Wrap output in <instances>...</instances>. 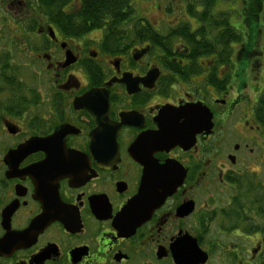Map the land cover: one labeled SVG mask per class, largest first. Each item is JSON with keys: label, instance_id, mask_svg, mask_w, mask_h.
<instances>
[{"label": "flooded vegetation", "instance_id": "flooded-vegetation-1", "mask_svg": "<svg viewBox=\"0 0 264 264\" xmlns=\"http://www.w3.org/2000/svg\"><path fill=\"white\" fill-rule=\"evenodd\" d=\"M34 33L0 58L16 75L0 86V264H176L192 247L264 264V58ZM93 90L96 113L75 107Z\"/></svg>", "mask_w": 264, "mask_h": 264}, {"label": "trees", "instance_id": "trees-1", "mask_svg": "<svg viewBox=\"0 0 264 264\" xmlns=\"http://www.w3.org/2000/svg\"><path fill=\"white\" fill-rule=\"evenodd\" d=\"M133 1L34 0V4L26 3L24 13H20L21 17L5 20V32L1 37L5 52L0 53V58L9 59L17 54L19 56L15 58L23 57L20 54H24L28 48L26 43L30 35L34 34L35 28L42 22L53 24L64 37L82 38L100 32L101 50L108 54H115L127 45L128 40L133 39L134 43L149 41L150 49L162 47L165 52L168 49V56H172L171 50L169 52L172 37L175 42L188 46L184 58H248L252 51H248L249 44L243 42L240 30L230 21L233 11H213L217 3H231L235 0H182L181 9L187 19L169 28L166 36L158 34L148 20L135 17ZM146 1H151V5L155 2L142 0L145 7L151 6ZM240 9L244 13L240 17H244L243 23L247 28L254 25L257 27L255 32L262 35L264 58V0H242ZM234 22L237 23V20ZM258 25L262 28L259 29ZM248 31L251 33L250 29ZM237 47L240 48L236 51ZM14 78L16 75L0 68V86H9Z\"/></svg>", "mask_w": 264, "mask_h": 264}, {"label": "rangeland", "instance_id": "rangeland-1", "mask_svg": "<svg viewBox=\"0 0 264 264\" xmlns=\"http://www.w3.org/2000/svg\"><path fill=\"white\" fill-rule=\"evenodd\" d=\"M21 3L19 4V2ZM155 2L153 5H151V1H146L147 4H150L151 6L145 7V2H142V0H134L132 2L133 8L135 10V17L136 18H144L148 20V22L152 25V27H157L161 25H165V23L170 22L171 25L178 22H183L187 19V17L184 14V10L181 9L182 0H154ZM142 2V3H141ZM153 2V1H152ZM26 3H33L34 0H19L18 3H14L13 5H10L9 1L6 0H0V53L5 52L4 46L5 44L1 41V37L3 38L4 34V27H5V20L6 18L9 19L10 17H21V12L24 13L25 11V4ZM242 4V0H236L234 2H222L217 3L214 7V13L221 12V11H233V15L231 16V23L234 27H236L237 30H240L242 36H243V42L247 45L249 44L248 51L251 49L253 50L251 53L248 54V58H262V45L263 40L261 33L255 32L256 28L254 25L247 28V26L243 23L244 17H240L242 14V9H240V6ZM166 13L168 14L166 16ZM237 20V23L234 22V20ZM242 25H241V24ZM7 26V23H6ZM258 28L261 29L262 26L258 25ZM248 29L251 30V33H249ZM35 34V33H34ZM14 34L12 33V36ZM31 36V35H30ZM85 41L84 44L87 46H90L91 43L88 42V40H97L100 38V32H94L90 33L86 36H84ZM5 42V41H4ZM240 47L236 48V51ZM3 49V50H2ZM239 50L238 52H240ZM22 56H25L24 54H20ZM13 56V57H12ZM11 58H15L16 56H19V54L12 55ZM23 58V57H21Z\"/></svg>", "mask_w": 264, "mask_h": 264}, {"label": "water", "instance_id": "water-1", "mask_svg": "<svg viewBox=\"0 0 264 264\" xmlns=\"http://www.w3.org/2000/svg\"><path fill=\"white\" fill-rule=\"evenodd\" d=\"M7 1H13V0H7ZM48 35L50 36V38H53V32L51 29L48 30ZM147 50H141L138 51L134 54L133 58H140L142 57ZM71 53H66L65 57L67 58L66 63H73L74 59L71 57ZM148 79H150L152 82L150 85L153 84L154 79L151 78L148 75ZM113 83V81H109L108 83L105 84L106 87L111 86V84ZM106 92L105 90L102 92V94ZM100 94V91L97 90H93L90 91L87 95H85L84 97L75 100L74 105L75 107H81L84 108L88 111H91L92 113H96V111H98V106L96 104V102L94 101V97L98 96ZM107 104V102H106ZM108 105V104H107ZM200 108V122H199V126H200V131H207L210 128V125L207 121V119H209V117H206L207 115V110L203 107H201V105L199 106ZM32 144V142H28L26 145H24L23 147L19 148L18 150H22L25 147H29ZM16 150V151H18ZM146 195V193L144 194V196ZM181 250V254L179 253H175L172 249V253L174 256V260L176 264H202L206 261V256L205 254L201 253L197 248H191V252L190 250L185 252L186 250ZM184 251V252H183Z\"/></svg>", "mask_w": 264, "mask_h": 264}, {"label": "bare ground", "instance_id": "bare-ground-1", "mask_svg": "<svg viewBox=\"0 0 264 264\" xmlns=\"http://www.w3.org/2000/svg\"><path fill=\"white\" fill-rule=\"evenodd\" d=\"M13 1L18 2L19 0H13Z\"/></svg>", "mask_w": 264, "mask_h": 264}]
</instances>
